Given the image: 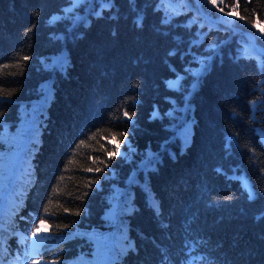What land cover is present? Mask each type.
<instances>
[{"label":"trees","instance_id":"16d2710c","mask_svg":"<svg viewBox=\"0 0 264 264\" xmlns=\"http://www.w3.org/2000/svg\"><path fill=\"white\" fill-rule=\"evenodd\" d=\"M198 1L0 0V264H264V0Z\"/></svg>","mask_w":264,"mask_h":264},{"label":"rangeland","instance_id":"374dc122","mask_svg":"<svg viewBox=\"0 0 264 264\" xmlns=\"http://www.w3.org/2000/svg\"><path fill=\"white\" fill-rule=\"evenodd\" d=\"M262 139L264 141V135L262 134ZM6 195L3 194L2 197L4 198ZM46 226L44 227H41V229L39 230V232H37L35 235H34V240H33V247L36 248L38 247V245L44 240V233H45V228ZM16 262V261H15ZM9 264H14V263H10ZM18 264H28V261L26 260H23V261H18Z\"/></svg>","mask_w":264,"mask_h":264},{"label":"water","instance_id":"95a60500","mask_svg":"<svg viewBox=\"0 0 264 264\" xmlns=\"http://www.w3.org/2000/svg\"><path fill=\"white\" fill-rule=\"evenodd\" d=\"M196 3H197L198 8L201 10L198 0H196ZM210 19L213 21H218L217 19H214V18H210ZM243 34L249 40V42L254 46L256 52H258L260 55L264 56V49L256 44V40H255V37L253 36V34L248 33V32H243Z\"/></svg>","mask_w":264,"mask_h":264},{"label":"snow or ice","instance_id":"6c2138e0","mask_svg":"<svg viewBox=\"0 0 264 264\" xmlns=\"http://www.w3.org/2000/svg\"><path fill=\"white\" fill-rule=\"evenodd\" d=\"M212 2H213V4L215 5L216 2H217V0H212ZM220 2L223 3V0H220ZM229 7L232 9V11H236L237 8L239 7V0H236V3L233 4V5H229ZM220 10L223 11L222 8H221ZM228 14L230 15L231 12L228 13ZM137 23H138V25H139V21H137ZM126 115H127V114H126ZM82 143H83V141H82ZM102 147H103V146H102ZM114 151H115V149H114ZM107 154H108L109 156H111V155H112V152H108ZM97 170H98V169H97ZM86 171L91 172V171H93V169L88 168V169H86ZM65 211H67V209H66ZM40 224H41V227H43V226L45 225V221L41 220ZM37 231H39V229H37Z\"/></svg>","mask_w":264,"mask_h":264},{"label":"bare ground","instance_id":"6f19581e","mask_svg":"<svg viewBox=\"0 0 264 264\" xmlns=\"http://www.w3.org/2000/svg\"><path fill=\"white\" fill-rule=\"evenodd\" d=\"M199 2V1H198ZM197 4V3H196ZM200 4V3H199ZM200 8H201V5H200ZM199 9V8H198ZM200 10V9H199ZM201 12H202V9L200 10ZM262 56V55H261ZM262 57H264V56H262Z\"/></svg>","mask_w":264,"mask_h":264}]
</instances>
